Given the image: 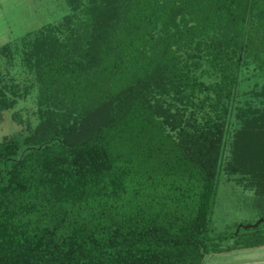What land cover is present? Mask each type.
Returning <instances> with one entry per match:
<instances>
[{"label": "trees", "instance_id": "trees-1", "mask_svg": "<svg viewBox=\"0 0 264 264\" xmlns=\"http://www.w3.org/2000/svg\"><path fill=\"white\" fill-rule=\"evenodd\" d=\"M67 2L23 41L41 123L0 143V264H202L224 174L264 206V0Z\"/></svg>", "mask_w": 264, "mask_h": 264}, {"label": "rangeland", "instance_id": "rangeland-1", "mask_svg": "<svg viewBox=\"0 0 264 264\" xmlns=\"http://www.w3.org/2000/svg\"><path fill=\"white\" fill-rule=\"evenodd\" d=\"M71 11L67 0H0V90L15 100L14 104L0 108V143L18 134L34 132L41 123L37 74L32 67L34 61L29 64L26 60L31 49L23 41L32 42L45 27L60 25ZM254 86V81L241 84L240 104L245 105L249 96L244 94ZM237 178L238 175L233 180L227 179L226 174L222 177L205 242L209 253L202 264L247 260L261 251L254 248L217 252L221 246L238 248L264 239V222L257 228L245 229L264 219V206L258 203L256 190L249 186V181L238 183Z\"/></svg>", "mask_w": 264, "mask_h": 264}, {"label": "crops", "instance_id": "crops-1", "mask_svg": "<svg viewBox=\"0 0 264 264\" xmlns=\"http://www.w3.org/2000/svg\"><path fill=\"white\" fill-rule=\"evenodd\" d=\"M257 249L261 251H259V253H254L253 255H250L249 256L250 259H247V260L243 259V260L235 261V262L228 263V264H264V246L258 247ZM245 250H251V249H245ZM237 259L239 258L237 257ZM222 264H225V263H222Z\"/></svg>", "mask_w": 264, "mask_h": 264}, {"label": "water", "instance_id": "water-1", "mask_svg": "<svg viewBox=\"0 0 264 264\" xmlns=\"http://www.w3.org/2000/svg\"><path fill=\"white\" fill-rule=\"evenodd\" d=\"M264 222V219L260 220L259 222H257L255 225H249V226H246L245 229H249V228H257L258 226L261 225V223ZM239 231V230H238Z\"/></svg>", "mask_w": 264, "mask_h": 264}]
</instances>
